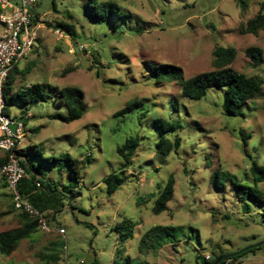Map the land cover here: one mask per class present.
Here are the masks:
<instances>
[{
    "label": "rangeland",
    "instance_id": "1",
    "mask_svg": "<svg viewBox=\"0 0 264 264\" xmlns=\"http://www.w3.org/2000/svg\"><path fill=\"white\" fill-rule=\"evenodd\" d=\"M101 1L119 9L116 18L101 25L82 18L85 0H38L33 10L44 23L29 55L13 65L7 94L38 84L46 100L8 104L7 113L23 126L22 157L44 181L56 183L59 191L65 187L67 201L54 220L46 217L48 232L38 229L11 255H0V264H201L264 242V203L248 202L247 208L221 176L227 173L251 186L252 162L264 164V84L244 116L232 118L221 110L223 89H209L204 99L191 101L181 96L178 84L157 83L147 68L176 66L187 80L213 70L215 49L233 48L230 67L264 81V65L254 68L245 54L257 47L264 59V29L257 35L240 32L264 0ZM57 22L73 25L75 40L55 35ZM64 87L79 89L86 105L84 116L70 124L50 118L66 114L56 103ZM132 100L141 106L115 116ZM156 119L182 126L172 137L180 147L168 157L155 152ZM134 137L139 147L128 179L108 196L102 180L120 170L116 149ZM31 148L43 158L65 154L85 160L88 154L80 183L62 162L42 161ZM170 175L173 198L167 211L154 215L149 195ZM258 187L264 195V183ZM70 201L73 209L67 207ZM124 218L136 224L132 239L119 227ZM20 223L0 177V234ZM158 226L168 227V234L144 238ZM53 257L56 262L47 260ZM225 264H264V245Z\"/></svg>",
    "mask_w": 264,
    "mask_h": 264
},
{
    "label": "trees",
    "instance_id": "2",
    "mask_svg": "<svg viewBox=\"0 0 264 264\" xmlns=\"http://www.w3.org/2000/svg\"><path fill=\"white\" fill-rule=\"evenodd\" d=\"M119 14L118 6L114 2L101 1V0H85L82 7V18L89 20L95 24L101 25L111 22ZM55 30H59L63 34L70 36L75 40L76 33L74 26L63 22H57L55 24ZM264 29V7L261 6V10L257 15L250 19L246 26L243 27L240 32L242 34L257 35V33ZM246 56L252 63L254 68H259L264 65V59L262 56V50L257 47H250L245 51ZM236 58V50L233 48H217L213 52L212 67L210 72L198 74L187 80H183V73L179 67L171 65H163L161 67H151L147 64V68L151 73V77L157 82H165L167 84L176 83L180 87V94L183 98H187L191 101H200L207 95V91L212 88L223 89V101L221 104V110L226 117H243V109L247 103L254 99L262 89L264 84L263 79L256 76H246L244 74L235 72L230 65ZM94 59L96 57L94 56ZM14 83V80L10 77L7 78L3 89V95L6 101V107L4 113L8 116L7 105H31L38 101H45L46 96L42 94L40 85H32L28 88H21L16 94H7V87ZM6 88V89H5ZM59 95V96H58ZM56 103L59 106H64L66 110L65 115L51 116V119H55L64 124H70L80 120L86 113V105L83 101V93L74 87L61 88ZM141 103L137 100H132L126 104V107L117 112L115 116L122 115L130 112L132 109L140 107ZM159 128L160 136L155 145L156 154L163 157H168L171 153L177 151L180 147L178 139H172L175 134L182 128L181 124L174 121H163L156 119L154 121ZM243 144L245 146V137H243ZM139 147L138 137L127 139L124 144L116 149V153L122 161L121 168L115 174L109 175L102 180L106 188V194L111 196L122 185H124L128 179L126 172L132 165L133 157ZM32 154L38 155L42 161L62 162V165H66L70 178L74 179L77 183H80L82 177L80 176L81 164L89 161V155L85 157V160L70 159L67 155L60 157L43 158L37 148H31ZM18 155L22 157L18 151ZM23 158V157H22ZM4 159H0V167L3 164ZM20 166L24 169V176L19 183V192L21 197L26 200L38 213L43 214L45 218L50 216L52 220L59 214H61L66 207L67 196L63 187V191H59L56 188V183L49 180L44 181L42 176L34 167V165L28 162L25 158L20 161ZM249 172L252 176V185L242 184L227 173H222L223 182L232 186L236 191L239 199L245 202V206L248 208V202L253 203L255 206H259L264 203V195L259 190L258 185L264 183V164L259 165L256 162H252ZM2 179V178H1ZM214 176L212 175L211 181L213 183ZM3 182V180H2ZM39 184V187L36 184ZM4 187L6 185L3 182ZM175 180L172 175L167 179V182L163 187L157 186V191L149 195V200H152V213L154 215H160L167 211V204L172 200L174 194ZM7 189V188H6ZM10 199L11 195L9 194ZM140 203L137 201V205ZM67 207H72V201L67 204ZM11 210H14L11 199ZM18 212V211H16ZM21 220L20 227L14 231L0 234V255L9 256L19 246L20 242L28 239L30 236L37 233L39 226L36 219H31L25 213L18 212ZM136 224L130 221L128 218L122 219L119 224L120 229H123L127 238H133V229ZM168 227H154L145 234L144 238H163L168 234ZM64 231V230H63ZM142 245H139L141 247ZM252 250V249H251ZM242 252L229 260L236 261L241 256L246 254ZM227 256L219 254L214 256L210 261L208 259H202L201 264H215L222 257ZM47 260L57 261V258H51ZM228 259L222 261L220 264H225Z\"/></svg>",
    "mask_w": 264,
    "mask_h": 264
},
{
    "label": "built area",
    "instance_id": "3",
    "mask_svg": "<svg viewBox=\"0 0 264 264\" xmlns=\"http://www.w3.org/2000/svg\"><path fill=\"white\" fill-rule=\"evenodd\" d=\"M37 2L38 0H0V152L4 159L0 177L11 195L14 210L36 219L39 229L48 232L45 216L38 213L19 192V183L25 174L20 166L22 157L18 155L19 143L24 139L23 126L4 113L6 101L3 95L13 65L29 55L38 38L37 30L44 23L32 12ZM54 34L59 38L64 35L59 30H55ZM76 50L81 51V47ZM12 125H15V130L11 129ZM36 186L39 187V184ZM60 232L64 234L63 230Z\"/></svg>",
    "mask_w": 264,
    "mask_h": 264
},
{
    "label": "water",
    "instance_id": "4",
    "mask_svg": "<svg viewBox=\"0 0 264 264\" xmlns=\"http://www.w3.org/2000/svg\"><path fill=\"white\" fill-rule=\"evenodd\" d=\"M11 129H12V130H15V125H12V126H11ZM263 245H264V242H261V243H258V244H256V245H254V246L248 247L247 249H244V250H242V251H240V252H238V253L224 256V257H222V258H221L217 263H215V264H220L222 261H224V260H226V259L233 258L234 256H237V255H239V254L242 253V252H246L247 250H251V249H253V248H259L260 246H263Z\"/></svg>",
    "mask_w": 264,
    "mask_h": 264
},
{
    "label": "crops",
    "instance_id": "5",
    "mask_svg": "<svg viewBox=\"0 0 264 264\" xmlns=\"http://www.w3.org/2000/svg\"><path fill=\"white\" fill-rule=\"evenodd\" d=\"M34 10V9H33ZM33 12V14H35V12L34 11H32ZM35 15H37V14H35ZM39 17V16H38Z\"/></svg>",
    "mask_w": 264,
    "mask_h": 264
}]
</instances>
